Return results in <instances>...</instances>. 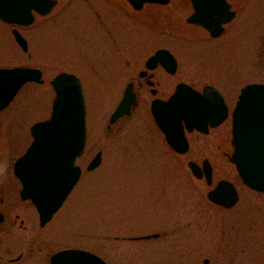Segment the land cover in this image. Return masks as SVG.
<instances>
[{
  "label": "rangeland",
  "instance_id": "obj_1",
  "mask_svg": "<svg viewBox=\"0 0 264 264\" xmlns=\"http://www.w3.org/2000/svg\"><path fill=\"white\" fill-rule=\"evenodd\" d=\"M76 2L61 5L62 20L66 12L80 10ZM54 14L22 28L0 21V66L44 70L43 84L26 86L27 91L35 89L27 110L29 121L18 111L21 99L0 115V171L5 154L15 157L27 143L20 135L15 138L22 126L28 130L49 117L54 98L50 80L61 72L77 75L83 84L89 143L79 161L82 178L53 223L61 230L57 240L95 253L108 264H206L205 260L208 264H264V193L245 186L235 166L219 153L212 186L195 178L188 167L208 137L194 142L191 153H173L146 105L134 113L119 139L106 138L104 133L124 88L126 61L131 59L138 66L157 49L170 50L179 62L176 75L168 76L169 93L179 81L211 84L235 102L244 84L264 82V13L247 11L246 26L239 19L232 27L233 34L242 35L219 42L178 38L183 31L193 34L180 20L168 21L167 27L153 20L151 27L135 25V31L129 23L122 28L127 37L110 43L111 47L101 38L90 40L80 21L57 22ZM14 28L28 40V52L16 43ZM226 129L225 124L217 134L222 131L226 136ZM101 150V166L88 171ZM220 179L233 182L239 190L240 198L230 209L207 198ZM156 233L160 234L157 239L130 240Z\"/></svg>",
  "mask_w": 264,
  "mask_h": 264
},
{
  "label": "water",
  "instance_id": "obj_2",
  "mask_svg": "<svg viewBox=\"0 0 264 264\" xmlns=\"http://www.w3.org/2000/svg\"><path fill=\"white\" fill-rule=\"evenodd\" d=\"M40 2H45V8H37ZM53 5L49 0H0V18L10 24L29 26L34 22V9L46 15ZM189 21L197 23L193 17ZM13 33L18 44L27 52V40L18 30ZM158 62H162L172 73L177 68L176 59L167 50L158 51L151 60L153 64ZM41 75L39 70L29 67L0 69V110L11 103L24 84L42 82ZM52 86L56 98L51 116L33 126L34 142L15 164L16 175L24 184L22 194L34 201L42 224L50 221L78 183L82 169L76 160L83 154L87 142L86 104L80 79L73 74L62 73L52 81ZM70 96L73 98L71 103ZM221 97L218 91L210 88L201 96L186 85H180L168 103L154 104L156 122L176 151L183 153L188 149L184 126L188 131H207L208 123L217 126L224 121L226 108ZM135 104V95L129 87L111 118V124L124 115H130ZM233 143L236 150L231 162L236 165L244 183L264 192V85L254 84L243 90L234 113ZM101 163L100 152L89 164L88 171H94ZM189 166L198 179L205 176L207 184L212 186L213 171L207 162L204 170L195 163ZM207 197L212 203L225 208L234 207L239 200L237 188L227 180L219 181ZM158 237L159 234H153L135 239ZM70 259H74L76 264H107L98 256L81 250L61 252L52 264H72ZM205 263L209 261L205 260Z\"/></svg>",
  "mask_w": 264,
  "mask_h": 264
},
{
  "label": "flooded vegetation",
  "instance_id": "obj_3",
  "mask_svg": "<svg viewBox=\"0 0 264 264\" xmlns=\"http://www.w3.org/2000/svg\"><path fill=\"white\" fill-rule=\"evenodd\" d=\"M71 1L72 0H49V2L54 3L50 12L47 15H41L39 12L35 11L34 23L32 25L43 17L48 15L52 16L57 9L61 8V5L64 2V6L66 7ZM132 1L133 3L130 0H77L76 5L78 7L79 5L81 6L80 10L75 14L66 12L63 14V18L65 21H80V25L83 27V30L85 28L88 29L90 33V40H93V38L99 40L98 38H101L102 42L107 43V45L111 47L110 43H117L122 39V37H127V34L122 30V28L128 26L129 23L130 29L135 31V28L138 26H143V28L148 26L151 27L153 20L162 21L163 25L166 27L168 26V21L173 22L175 20H180L181 25L185 22L187 27L193 29V34L189 33L188 30L186 32L183 31L181 33H177L178 38L187 41L219 42L242 35L233 34L232 27L239 19L241 24L245 23L246 26L248 20L246 19L247 11L255 9L258 12L264 13V0ZM44 3L45 2L38 3L37 8H44ZM57 11L54 14L55 21L65 22L59 15L61 14V9L58 12ZM152 16H154L155 19H153ZM191 17H193L197 23H190L189 19H191ZM202 22L207 27L203 26V24H201ZM240 28H242V25H240ZM235 32H237V30H235ZM166 33H168L167 30ZM158 50L160 49H157L153 54L149 55L144 62H139L140 64H138V66H135L136 64L132 62L131 59L126 61L124 70H126L127 73L126 76H124V88L120 94L118 102L114 106V109L109 114L108 123L112 113L116 110L124 98L125 91L129 86H131L135 95L136 104L132 108L130 115L121 117L114 125H110V123L109 125H106L104 131L106 138L119 139L123 134H125L126 128L130 124L134 113L140 109L142 105H146L148 107L149 114H151L152 119L155 122L151 111L153 103L157 101L163 105V103L167 102L175 93L181 83H186L202 96L205 95L206 87H214L220 91L223 97L224 105L227 108V117L219 126L212 127L211 124H209L208 131L206 133L197 130L192 132L186 130V139L189 146L186 153L182 154L174 151V149L169 145L165 134L159 129L155 122V125L161 133L167 147L179 156H184L189 152L191 153L194 144L197 143L196 141H200V139L208 137L206 144H203V141H201L202 146H200L197 151L199 156L190 158L188 164L190 162H195L202 169H204V163L207 161L213 167L214 176L215 159L217 158L218 153L219 155L226 156L230 162V157L235 151L232 143L233 111L239 101V96L242 90L250 84H264V82H251L244 84V86L241 87L235 102H229L224 91L211 84L197 86L188 82L179 81L173 85L174 87L171 90L172 92L169 93L168 76L176 75L179 68V62L178 67L173 73L170 72V70L161 62L148 65V62ZM2 67L4 66H0V68ZM36 68L42 72V78L44 80V70L39 67ZM28 84L41 85L43 83L32 82ZM28 84L24 85L18 91L9 106L0 111V115L3 112H6L13 105L15 100L21 99L22 101L18 102V111L23 113L22 118L25 121H29L28 118L31 115L27 112V110L32 102L31 100L35 89H31L34 87L32 86L27 91L29 87L26 88V86ZM225 124L227 125V135L224 136L222 131L217 134V131ZM32 125L28 128V130L26 127L27 125H23L22 130H19L15 136L16 140L17 136L19 138L20 135V139L23 140V143H25V141L28 143L31 138L33 141L31 134ZM32 141L27 147L25 146L27 143L24 145L25 147L22 146L20 152L15 155V157H12L11 154L9 156L8 154H5L3 168L0 171V264H52V258L61 251L73 249L86 250L79 247L74 248L69 245H63L59 240H57V234H60L61 230L58 226L53 225V223L55 217L59 214L63 207L58 213L54 214L50 221L42 225L40 214L33 200L25 198L22 195L23 183L14 173V164L27 152ZM88 143L89 135L86 149L83 155L77 159V163L82 168V174L83 167L79 161L84 157L88 148ZM100 152L102 153L103 162L104 151L101 150ZM5 160H8L7 164ZM143 237L145 236L134 238ZM130 240L142 241L133 238ZM57 246L63 247L56 249Z\"/></svg>",
  "mask_w": 264,
  "mask_h": 264
},
{
  "label": "snow or ice",
  "instance_id": "obj_4",
  "mask_svg": "<svg viewBox=\"0 0 264 264\" xmlns=\"http://www.w3.org/2000/svg\"><path fill=\"white\" fill-rule=\"evenodd\" d=\"M72 99L73 98L70 96V103L72 102ZM72 254H75V253H72ZM74 256H76V255H71L70 257H74ZM69 261H71L72 264H76V261L74 259H70Z\"/></svg>",
  "mask_w": 264,
  "mask_h": 264
},
{
  "label": "bare ground",
  "instance_id": "obj_5",
  "mask_svg": "<svg viewBox=\"0 0 264 264\" xmlns=\"http://www.w3.org/2000/svg\"><path fill=\"white\" fill-rule=\"evenodd\" d=\"M63 205H64V204H63ZM61 208H62V207H61ZM61 208H60V209H61ZM58 212H59V211H58ZM58 212H57V213H58Z\"/></svg>",
  "mask_w": 264,
  "mask_h": 264
}]
</instances>
